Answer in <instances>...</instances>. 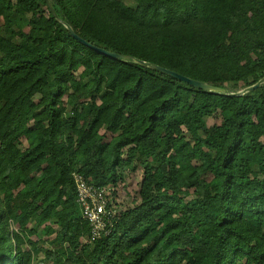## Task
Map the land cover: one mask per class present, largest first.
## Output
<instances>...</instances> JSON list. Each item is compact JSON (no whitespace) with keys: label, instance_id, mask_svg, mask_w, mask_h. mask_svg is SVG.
<instances>
[{"label":"trees","instance_id":"obj_1","mask_svg":"<svg viewBox=\"0 0 264 264\" xmlns=\"http://www.w3.org/2000/svg\"><path fill=\"white\" fill-rule=\"evenodd\" d=\"M65 22L227 92L264 76V0H0V264H264V83L207 91ZM137 166L140 201L83 242L72 172Z\"/></svg>","mask_w":264,"mask_h":264},{"label":"built area","instance_id":"obj_2","mask_svg":"<svg viewBox=\"0 0 264 264\" xmlns=\"http://www.w3.org/2000/svg\"><path fill=\"white\" fill-rule=\"evenodd\" d=\"M72 177L77 191V203L90 226V235L85 238V242L110 235L120 211L114 201L113 186L97 185L79 171H73Z\"/></svg>","mask_w":264,"mask_h":264},{"label":"water","instance_id":"obj_3","mask_svg":"<svg viewBox=\"0 0 264 264\" xmlns=\"http://www.w3.org/2000/svg\"><path fill=\"white\" fill-rule=\"evenodd\" d=\"M48 5L51 9V11L54 13V15L60 19L57 11L55 10L54 6L52 5V3L50 1H48ZM62 20V19H60ZM66 26L67 28L69 29L70 33L76 38L78 39L80 42L84 43L85 45H87L88 47H91L93 49H95L97 52L101 53V54H104L108 57H111V58H114V59H122V60H129V59H133L135 60L136 62L144 65V66H147V67H151L157 71H160V72H163L165 74H168V75H171V76H174L182 81H185L193 86H196V87H199V88H202V89H205L207 91H214V92H222V93H227V94H230V95H242L250 90H253V89H257L258 87H260L263 83H264V76L261 77L258 81L254 82L253 84L251 85H248L238 91H231V92H227L226 89L222 86H219V85H215V84H212V83H209V82H206L204 80H201V79H196V78H193V77H189V76H186V75H183L177 71H174L168 67H165V66H162L160 64H157V63H154V62H150V61H147V60H143V59H140V58H137V57H131L125 53H121V52H116V51H112V50H109V49H106V48H103V47H100V46H97L95 44H93L92 42L86 40L85 38H83L81 35H79L74 29L73 27L66 23Z\"/></svg>","mask_w":264,"mask_h":264},{"label":"rangeland","instance_id":"obj_4","mask_svg":"<svg viewBox=\"0 0 264 264\" xmlns=\"http://www.w3.org/2000/svg\"><path fill=\"white\" fill-rule=\"evenodd\" d=\"M215 121H219L218 118H214ZM254 169H257V165H253ZM143 178V169L142 167H135L124 172L123 181L119 182L112 187L114 192V201L117 203L119 210L126 209L135 205L140 201L139 190L140 183ZM16 226L12 225V228ZM52 236H44L43 239L44 246L46 248L51 247V244L48 243ZM48 240V241H47ZM82 241L85 242V238H82ZM33 261L35 264H54L52 259L46 258L42 251L33 254Z\"/></svg>","mask_w":264,"mask_h":264}]
</instances>
